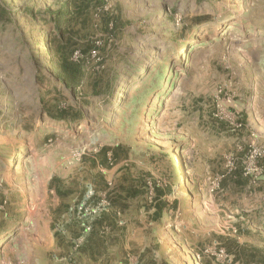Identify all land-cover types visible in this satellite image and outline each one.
I'll use <instances>...</instances> for the list:
<instances>
[{"label":"rangeland","instance_id":"rangeland-1","mask_svg":"<svg viewBox=\"0 0 264 264\" xmlns=\"http://www.w3.org/2000/svg\"><path fill=\"white\" fill-rule=\"evenodd\" d=\"M0 264H264V0H0Z\"/></svg>","mask_w":264,"mask_h":264},{"label":"built area","instance_id":"built-area-1","mask_svg":"<svg viewBox=\"0 0 264 264\" xmlns=\"http://www.w3.org/2000/svg\"><path fill=\"white\" fill-rule=\"evenodd\" d=\"M86 187H87L86 194H85V196H84L81 204L78 206V210H81L82 209V206L84 205L85 201L88 198H90L93 195V193H94V191H93L94 189H93V186L92 185L89 184ZM84 228H85V230H89V226H84Z\"/></svg>","mask_w":264,"mask_h":264},{"label":"bare ground","instance_id":"bare-ground-1","mask_svg":"<svg viewBox=\"0 0 264 264\" xmlns=\"http://www.w3.org/2000/svg\"><path fill=\"white\" fill-rule=\"evenodd\" d=\"M10 161H7L6 160V164H8ZM176 163H177V165H176V169H178V167H179V164H178V160L176 159ZM9 167V166H8Z\"/></svg>","mask_w":264,"mask_h":264}]
</instances>
